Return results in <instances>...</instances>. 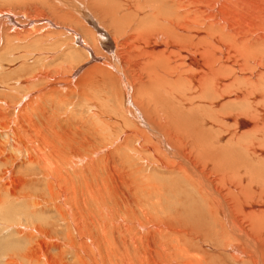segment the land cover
I'll list each match as a JSON object with an SVG mask.
<instances>
[{
  "label": "bare ground",
  "instance_id": "6f19581e",
  "mask_svg": "<svg viewBox=\"0 0 264 264\" xmlns=\"http://www.w3.org/2000/svg\"><path fill=\"white\" fill-rule=\"evenodd\" d=\"M58 1L62 5H67L69 6V8L70 7L73 8L75 12L76 11L81 12L82 13L81 15L85 17V23L83 22L84 28L81 27V29L80 28L78 29L79 32L83 33L82 36L80 35L83 39L80 36H74V37L72 36L74 43L79 47L83 46V48L86 50L87 48L88 49L90 48L88 44L92 43V45L94 44L93 46H95L94 48H96L99 42L101 47L106 51L105 57L99 58V60L103 61V64L107 67V69L112 68L111 72L109 70V73L115 72L117 78L119 76V80H120L119 83L121 84V88L124 93V99L126 97L127 98L130 97L131 96L130 92L132 87L130 89L131 85L129 86L127 84L128 82L125 81V77L126 76L128 77V71L132 72L134 70L135 64L131 63L130 60L131 58H126V56H123V50L120 51L121 44L116 42L117 41L116 37L114 36L112 37L108 30L107 32L106 30L102 29L100 24L99 25L96 24L97 22L92 18V14L90 13L91 10H89L90 12L88 11V6L87 4H85L87 2H84L85 0L84 1L58 0ZM121 1L124 3L121 4V6L122 7L125 6L127 10L133 11V14L135 15V16L131 15L133 18L131 22V26H127L125 24L120 25V23L123 21L118 20L116 16L113 14L111 15L113 22L110 23H112L113 26L117 27V28L114 27L115 29H118L119 31L122 29L123 32L121 35H118V37L121 36L122 37L121 39L124 40L127 39V41L129 39H132L130 43L131 47L130 50L128 51L129 52L136 51L139 53L141 59H139L140 62L136 64L137 67L141 65L142 66L149 65L151 67V71H154L157 67L159 73H162L163 75L169 77L175 75L177 77L185 76V82L187 84V87L185 89L182 90L177 89L176 91H171V93L167 91V95L169 93L174 96L173 99L177 98L176 104L178 105H175L173 108L171 107L172 108V109L170 108L171 112L169 111L166 112L170 115V118L172 119V124L174 123V125L172 126L181 127L180 129H182L185 132L187 138L188 137L191 138V140L190 139L189 140L192 142L194 149L195 147L199 148V154L203 156L202 158H205L207 156V158L209 159L208 161H205L206 163L207 162L208 163L207 165L204 166L201 165L200 163H199L200 165H197L196 161L195 162L193 161L194 162L193 164V162H191L192 161L191 157H190L191 161L188 160L189 155L188 157H186L183 151V147L187 148L186 143H184L185 139L184 138L181 139V137H179V135L176 132H173L170 127L169 128L160 127V126L162 127L168 126L164 124L167 122L166 120L167 116L165 113L160 111V113L156 115L157 119L159 120L158 124L160 125V126H156L154 122H151L152 119H150L147 116V112H144V110L143 112H140L142 110L140 111L137 110L142 116V118L140 117V120L138 119L141 125V126L139 125V128L140 127L141 128L139 131H135L139 136V138H143L147 135L149 138H151L152 141L158 142V148L165 151V153L167 152L166 155L168 159L169 158H171V160L173 159L172 164L170 163V161L169 163H165L160 158L159 161L156 160V163L160 164V167L164 168L165 170L170 169L172 166L187 171L185 166L189 167L192 170L194 174L193 178L195 177L196 183L198 184L197 186L199 187V190H197L198 192L196 193L199 194L201 197H203V199H205L206 201L200 199L199 197L198 199L195 200L194 194H190V199L181 198V197L174 198L173 202H168L166 204L167 208L175 209L173 213V215L175 216L172 217L169 216L170 218H168L166 215L164 216V218H162V216L161 218L154 217L152 216V213H150L151 217L147 216V218H145L146 212L144 211L145 214H143V216L145 217L142 220L134 216L136 210H131L125 213L120 212V213H116L115 215H112L114 214L112 213L111 215H109V217L108 214L104 213L106 214V217H108L109 220L111 221V224L114 225L113 230H116L120 235L117 237L114 234L117 237L116 239V237L114 236L116 239L115 240L116 246L119 248V250L120 248L124 249L123 251L125 252V253L117 252L116 246L112 243L114 245L113 246L114 252L112 254H114V257H119L121 259L119 264H129L128 262L133 263V261H131V259H133L131 257L132 253L130 252L133 249L137 251V254L133 253V255L136 256L142 254V256L140 255V259L138 258V256L135 257V259L139 260L140 263L142 264H220L217 261L218 259L213 257V253H212L213 251L211 252V254H209L211 250H215L216 251L215 254L220 253L226 255L223 257H227L228 254L229 260H231V262L234 264H264V240H260V234L261 235L264 234V0H154V1L121 0ZM96 2L97 1H95V3ZM106 2H104V4ZM106 6L107 5H105V7ZM95 7H97V5ZM53 8L56 9L55 6ZM6 9H5V13L6 15H9L8 12L11 9H7V10ZM30 9L22 10V12L20 13L22 15H28L27 21L24 24L26 26L31 25L33 22H36L35 20H33V16L39 15V17H43L44 15L42 16V13H45V12L42 13L40 12L37 15H33ZM104 10H106V8H104ZM37 11L39 12V10ZM1 12L2 11H0V13ZM148 12H150V15L149 14L143 15V13H148ZM65 13H63V15L67 14L68 16V13L66 14ZM60 17H62V15H60ZM69 17H71V22H77V18L70 16V14ZM64 19L66 20V18ZM74 19L76 20L74 21ZM39 20H40L39 23L44 22L45 25H48L50 27L52 26L60 27L57 22L56 23L52 22L47 17L40 18ZM129 24L130 23H128V25ZM13 25H14L13 26L14 29L15 27L19 26L18 24L16 25L15 22H13ZM86 25H88L92 29L89 30L86 29L87 28ZM64 26L67 31L72 30L71 26H66V25ZM24 30L22 29L21 31L24 32ZM40 31L42 30H39L38 33H40ZM29 32L30 31H28V33ZM5 38H8V36ZM5 41L8 42L7 40ZM94 48L92 50H94ZM129 52H126V54H128ZM79 55L81 56V54ZM132 55L134 54L132 53ZM88 56L89 55H87V57ZM109 57L110 60L108 59ZM114 58H118L119 61L117 63L112 62L115 60ZM126 62H128L129 64L128 67L125 65ZM30 68L31 67H29V69ZM135 70L137 69L135 68ZM90 71L92 72V70ZM78 72L79 69H76V67L74 69L71 66H69V69L66 71V74L57 73V77L55 78L52 77L53 79H57L56 82L55 83L53 81L52 82L56 84L58 88L60 87V89L62 88L65 89L67 88L66 87L67 81L61 80L60 77L66 78L65 76H69L68 78L72 80L74 79L75 75ZM227 73L231 76L226 75ZM232 73L237 75L243 74L244 75L243 79L245 80V82L248 84V86L251 89L255 91H251L249 94H245L244 92L237 91L236 88H233L234 80L233 78H231L233 77ZM47 74L40 72L38 75L35 76L32 75V77L34 76L33 78L34 80L35 79L38 80L41 78H44V80H46ZM126 80L129 81L128 79ZM175 84L173 86L178 85ZM169 88L171 90V88L173 87H169ZM41 90L44 91L43 89ZM29 94L30 92L28 93V95ZM167 95L166 97H168L167 99H169L170 97ZM34 96L32 95V97ZM121 99L119 101H121ZM259 103H261L262 106H260ZM130 104L133 107V109L136 110L135 104L129 102L128 105ZM195 104H198L199 106L195 107L196 106ZM218 105H221L220 107H222L223 112L220 113L219 109L217 108ZM95 106L97 105L95 104ZM124 106H126V104H124ZM178 106L184 110H181ZM189 107L194 108L192 109L191 114L188 113L190 112V110L186 109ZM238 108H242L244 110L251 108L252 111L249 112V110H247L246 113L242 114L238 111ZM154 109L155 111H157L156 108ZM93 111L95 110L93 109ZM145 115L147 116L146 118L149 121V123L147 121L146 122L144 121ZM136 117L138 116H135V118ZM97 118L99 119L100 117H95L96 122H99ZM203 125H210L211 127L216 128L217 131L216 130L215 131L217 133L214 132L213 135L211 130L209 129L208 130L206 129V131L202 130ZM135 128L139 129L137 126ZM159 128L162 131V133L161 131L159 132ZM4 130H6V128ZM118 136L119 137H117L116 139L120 138V134ZM164 136L168 137L171 140L181 142L182 146L179 145L178 147L168 144L163 138ZM225 138H228V141L225 144L219 146L216 145L213 146L214 144L219 143L222 140L225 142L224 140ZM62 141L64 142V140ZM114 141L115 140H113V142ZM137 142H138L137 144L139 145L147 146L146 148L150 146V145L148 146L147 144H140V141ZM50 143L51 144L49 145V151L52 152L56 150L58 151V153H60L59 152L60 150L61 151L60 155H62L63 152H67L68 154H67V158L64 159L65 160L63 161L64 165L60 167V170L57 169L56 171L51 172V174L50 173L47 174L45 178L47 177L51 179L52 183L53 181L56 180L65 181L66 183H68L72 178L69 181L67 180L69 179L68 178L69 176L68 177L66 176V174L68 175V173L65 174L64 168L66 167L65 166L66 163H68L69 161L70 163L68 164V166L70 167L69 169H71L72 171L75 170L74 168H77L81 165L82 162L80 163V165L77 162H80V159H82V157L80 158L76 157V156H81L79 154V149L70 147L68 148L69 151H64L62 149V146L57 145L54 141ZM30 148L32 147L30 146ZM30 148L28 147V149L27 148L25 149L27 155L26 157H28L29 161L32 162L35 161L38 163L39 160H42L46 162L47 156L44 155L43 152H41L42 149L41 147L37 146V148L34 149L33 153H31L32 150L29 151ZM103 148L101 149V151L103 150ZM178 148H180L181 151H179ZM151 150L153 151V149ZM91 152H92L91 155L93 156L94 154L99 153L100 150L98 151L95 149L92 150ZM85 154L86 153L83 154V158L89 159L90 158L89 156L91 155L88 154L86 156ZM69 155L75 157L73 158L70 157ZM34 156L37 157V159L35 157L36 160H33ZM154 156L156 157L157 155L154 154ZM168 159L166 158L167 161ZM193 159H196L195 155ZM74 160H76L77 162ZM89 160L92 161V157ZM199 161L200 160H198L197 162ZM46 163L49 164V161ZM83 163L86 164L87 162L86 163L83 162ZM114 167L116 169V166ZM54 168L56 169L57 167L54 166ZM53 170L54 169H52L51 171ZM188 171L190 170L188 169ZM13 172H14L13 168L12 169L9 168V170H4L0 173V189L4 188L2 180L7 179L9 177V174ZM62 174L65 176V178H67L66 179L67 181L63 179ZM28 183L29 182H27L26 180L19 179V181H17V186L18 187L21 186L22 188ZM51 188L52 187L48 185L49 190H47V192L52 194L53 191H51ZM65 189L67 188L65 187ZM166 189H168V187ZM169 189L170 190L175 189L177 193L180 195L187 194L183 190L182 184L180 185L178 181L177 184L171 185V188ZM13 191H11L9 195H6L5 191L2 190L0 191V196L3 193V195H5V198L7 197L16 198L17 195L15 196L14 195L15 192ZM57 193L58 194L55 196H58L57 199L58 198L60 199L58 201L64 202V204L62 202V205H64L63 207L67 212V213L65 212L66 215L64 216V218L67 221V224L68 223L70 224V227L72 228L73 232H75L73 234L76 235L75 237H77L78 240L83 239V236H80L77 233V229L75 227V223L78 224L80 222V219L75 218V216L77 215L75 214V209L72 206L71 197L69 198L70 195L68 194V196L66 197L65 193L61 190H58ZM96 196H98V194ZM124 196L126 197V194H124ZM226 196H228L229 198H225ZM53 199L51 200L53 201ZM65 202L67 203L70 202V203L65 204ZM38 203L35 202L28 203L27 205H25L26 210L23 211V215H21L17 219L16 218L10 219L8 215L11 213H15L17 209L16 207L11 206L6 210H4L5 208L4 202L0 198V214L3 217V220H0V225L6 226L7 228H13L14 223L18 222L17 224H21L18 225L19 229L15 233L22 236L23 243L25 244L27 243V241L29 243L33 242L31 240H34L35 238L38 237L39 238L44 237L48 241L54 240L58 236L55 237V235H53L52 233L53 238L54 237L55 238L54 239L50 238L49 235L50 231L48 230L50 227L45 230L44 229L45 227L38 224V221L36 220L37 216L35 217V212H36L35 208L37 207ZM60 208H62V206ZM101 208L105 210L102 202L98 205L97 208L99 209L98 211L100 210L102 211ZM154 209L153 212H156L154 211ZM145 210L147 209L145 208ZM79 211L81 212L80 209ZM87 211H89V209ZM148 211L149 210H147V212ZM88 214H90V211ZM147 214L149 215V212ZM84 215L86 214H83L81 216L86 217ZM87 216L90 218V215ZM101 217L103 218V215ZM39 219L42 223L44 220L46 222V219L43 220L41 218ZM77 219L79 220V222H77L78 221ZM103 221L104 220H102L101 222L103 223ZM23 222L25 223L23 224ZM92 222H95V220ZM96 222H100V221H96ZM101 224L100 227L102 226ZM81 225H83V227H81L82 229H79L81 230V232L84 231L83 230L84 228L88 230L89 227H87V224L85 227L84 224L81 223L80 226ZM15 226L17 227V225ZM97 226L99 227V225ZM104 226L107 225H103L102 227ZM53 227L55 228V231H57L56 230L57 227L55 226ZM53 227L51 230H54ZM20 228L24 230L25 235H23V233L20 231L21 230ZM94 230H96L97 232V229ZM55 231L54 233H56ZM89 232L91 233L92 236L93 232L91 231ZM96 232L94 231L95 234H97ZM56 234L58 235V233ZM48 235L50 239L48 238ZM67 235L69 237L72 236L71 234L68 233ZM68 236L65 235V239ZM184 237L187 238V240ZM84 238L88 240L91 247L89 245L82 243V241L81 243H77V247L81 248L82 251H84L83 253L85 254L88 253V251H90V248L93 249L95 253L100 254V250H101L99 249L100 245L97 242H96L97 244L93 242L92 238L89 237H84ZM41 240H42L41 238L38 240L39 242L34 240L36 241L35 245L36 243H40L39 246L36 245L37 246L35 247L36 251L31 250L29 248L28 250H26L25 253L18 255V257L21 258L20 260H23V262L20 264H59L58 261L60 259V255L53 254L50 252V250H52L57 245L49 243V245L51 244V247H49L46 245L47 244L46 242ZM195 240H197L198 243L200 242L201 246H203L204 248L211 249L210 251L206 250L208 251L207 252L208 254H206V251L203 252L204 253L203 255L198 254V252L196 253L197 249L196 246H194L196 245ZM67 242H70L69 244L71 245V241H67ZM176 242L178 243L180 242V244L177 243L178 244L177 245ZM68 247L70 248L71 246ZM201 250L202 249L200 248V251ZM191 251H193L194 253L191 254L190 253ZM13 256H15V254ZM97 257L98 256H96L95 258ZM74 258L77 257L76 256L72 257L71 261H75L73 260ZM95 258L93 257L92 259L95 260ZM98 258L97 260H99ZM141 258L144 259L143 262H141L142 261ZM221 259H222L221 260L222 263L224 262L226 264L225 259L223 258ZM82 261L83 260L81 261L79 260V263L78 261L75 262L78 264H85L84 263L85 261L84 262ZM8 264H12V262ZM62 264L65 263L62 262Z\"/></svg>",
  "mask_w": 264,
  "mask_h": 264
},
{
  "label": "rangeland",
  "instance_id": "374dc122",
  "mask_svg": "<svg viewBox=\"0 0 264 264\" xmlns=\"http://www.w3.org/2000/svg\"><path fill=\"white\" fill-rule=\"evenodd\" d=\"M95 1H97L98 4L97 2L95 3ZM84 2H87L85 4H87L88 6V11L91 10V12L90 11L89 12L92 14V18L97 22L96 24L98 25L100 24L102 29L106 31L108 30L112 37L113 36L116 37L117 39L116 42L121 44L120 51L123 50V56H126V58H131L130 59L131 63L135 64L134 70L135 68L137 70L135 71L133 70L132 72L128 71V77L127 76L125 77V81L128 82L127 84L129 86L131 85L130 89L132 87L130 92L131 96L128 98L126 97L124 99V93L121 88V84L119 83L120 81L119 76L117 78L115 72L114 73L112 72L113 74L109 73V70L111 72L112 68L107 69V67L103 64V61L99 60V58L105 57L106 51L101 47L98 41H97L98 47L96 46V48H94L95 47L93 46L94 44L92 45V43L89 42L91 43L88 44L90 48L89 49L87 48L86 50L83 48V46L79 47L74 43L72 38L74 36H80V35L82 36L83 34L78 30L79 28L81 29V27L84 28L83 24L85 23V17L81 15L82 14L81 12H77V11L75 12L73 8L71 7L69 8V6L67 5L60 4L58 0H45V1L44 0H0V11H2L0 13V32H1L0 33L1 34L0 35V66H1L0 67V173L4 170H9V168L11 169L13 168L14 171L13 173L9 174V177L7 179L2 180L4 188L0 189V191L4 190L6 195H9L10 192L14 190L13 191L15 192L14 195L18 196V198L17 196L16 198H11V197L5 198V195H3L2 193L0 198L4 202V207H5L4 210H6L11 206L16 207L17 209L15 213H11L8 215L10 219L13 218L17 219L18 217L23 215V211L26 210L25 205H27L28 203L39 202L37 207L35 208L36 210L35 217L37 216L36 220L38 221V224L45 227L44 228L45 230L50 227L48 229L50 231V234L49 233L48 234L50 235L51 239L53 238L52 233L53 235H55V237L58 236L56 238L54 237L55 239L53 238L54 240L52 241L51 240L48 241L44 237H40V238L42 239L41 241L46 242L47 243L46 245L49 247H51V244L57 245L54 248L52 247L53 249L50 250V252L53 254L60 255V259L58 261L59 264H62V262L65 264H78L79 260L80 261L83 260L82 262L85 261L84 262L85 264L86 263L92 264L94 261L95 262L93 264H117V263L119 264L121 259L119 257H114V254L112 253L114 252L113 246L114 245L116 246L115 240L120 235L116 230H113L114 225L111 224V221L108 218L109 215H111L112 213H114L112 215H115L116 213H120V212L125 213L131 210H136L134 216L142 220L144 219L145 216H146L145 218H147V216L151 217L150 213H152V216L154 217L161 218L162 216V218H164V216L166 215L168 218H170L169 216L171 217L175 216L173 215L175 209L167 208L166 204L168 202H173L174 198L181 197V198L190 199V194H194L195 200L198 199V197L200 199H203V197H201L199 194L196 193L198 192L197 190H199V187L197 186L198 184L196 183V179L195 177L193 178L194 174L189 167L185 166L187 171L172 166L170 169L165 170L164 168L160 167V164L156 163V160L159 161L160 158L165 163H169L170 161V163L172 164L173 159L172 160L171 158L168 159L166 155L167 152L165 153V151L158 148V142L152 141L151 138H149L147 135L143 138H139V136L135 131H139L141 128V127L139 128L140 123L138 119L140 120V117L142 118V116L138 111L142 110L140 112H143L144 110V112H147V116L150 119H152L151 122H154L156 126H160L158 124L159 120L157 119L156 115H158L160 111L165 113L167 116L166 119L167 122L164 124L168 126L167 127L160 126V127L161 128L170 127L173 132H176L179 135V137H181V139L183 138L185 139L184 143H186L187 148L183 147V151L186 157H188L189 155L188 157L189 159L187 158L189 161H191L190 160L191 157L192 159L191 162L196 161L197 165L201 164L204 166L207 165L208 162L206 163L205 161H208L209 158H207V156L205 158H202L203 156L199 154V148L195 147L194 149V146L190 141L191 138L190 137L187 138L185 132L182 129H180L181 127L172 126L174 125V123L172 124V119L170 118V115L166 112V111L171 112L170 110L175 105H178L176 104L177 98L173 99L174 96L169 93H171V91H176L177 89L182 90L187 87V84L185 82V76L177 77L175 75L169 77L163 75L162 73H159L157 67L154 71H151V67L149 65H145V66L141 65L137 67L136 64L140 62L139 59H141L139 53L136 51H131V52L128 51L130 50L131 47L130 43L132 39H129L127 41V39L125 40L121 39L122 38L121 36L118 37V35L122 34L123 32L122 29L119 31L118 29H115L117 28L116 26H113V24L110 23L113 22L111 17V15L113 14L116 16L118 20L123 21L120 23V25L125 24L127 26H131V22L133 19L132 16L134 15L133 11L127 10L125 6L122 7L121 4L124 3L121 0H113V1L94 0V2L93 0H89V1L85 0ZM104 2L106 3L104 4ZM93 3H95L97 7H95L96 5ZM105 5H107L108 8L107 6L105 7ZM54 6L56 7V9L53 8ZM6 8L12 10L8 12L9 15H6L5 13ZM104 8H106V10H104ZM26 9H30L33 15H37L40 12L41 13L45 12V13H42V16L44 15L43 17H39V15L33 16V20H35L36 22H33L31 25L26 26L24 24L27 21L28 15L20 14L22 10H26ZM37 10H39V12ZM62 12L68 13V16L66 13H65L66 15H63ZM69 14L70 16L77 18V22H71V17H69ZM144 14L150 15V12L143 13V15ZM60 15H62V17H60ZM45 17L49 18L52 22L55 23L57 22L60 27L57 26L50 27L48 25H45L44 22L39 23L40 22L39 19ZM64 18H66V20L68 18V20L66 21ZM36 19L39 21H37ZM75 20L76 19H74V21ZM13 22H15L16 25L17 24L19 25L18 27H15L16 30L13 28L14 26ZM128 23L130 24L128 25ZM64 25L71 26L72 32L70 30L67 31ZM86 27L85 28L88 30L92 29L88 25H86ZM22 29L23 30L25 29L24 32L21 31ZM39 30H42L40 31L41 34L38 33ZM28 31L30 32L28 33ZM78 32L81 34H79ZM7 36L8 38H5ZM37 37L39 40L37 39ZM23 38L26 39L24 40ZM5 40H7L8 42H6ZM92 47L94 48V50H92L93 49ZM126 52L129 53L126 54ZM132 53L134 55H132ZM79 54H81V56ZM87 55L89 56L87 57ZM108 59L110 60V57ZM114 59L115 60L112 61L114 63H117L119 61L118 58H114ZM125 65L128 67L129 65L128 62H126ZM69 66H71L74 69L76 67V69H79V72L75 75L74 79L72 80L68 78L69 76H65L66 78L60 77L61 80L67 81V83L65 82L67 88L60 89V87L58 88L56 84H54L57 79H53V78L57 77V73L66 74V71L69 69ZM29 67L31 68L29 69ZM90 70H92L94 75ZM40 72L41 73L43 72L45 74L48 73L46 80H44V78L38 80L33 79L34 76L38 75ZM87 73L90 75H88ZM32 75L34 76L32 77ZM226 75L231 76L228 73ZM232 75L233 77L231 78H233L234 80L233 88H236L237 91H242L245 94H249L251 91H255L251 89L248 86V84L245 82V80L243 79L244 77L243 74L237 75L232 73ZM126 79H128L132 83L127 81ZM148 81L150 84L148 83ZM171 83L174 84L176 83L178 85L175 84L177 86L176 87L173 86L174 84ZM169 87H173V88H171L170 90ZM41 89H43L44 91H42ZM167 91H169L168 95H167ZM29 92L30 94L28 95ZM165 94L169 96L171 99L170 98L167 99L168 97H166ZM32 95L35 96L32 97ZM120 99L121 101H119ZM128 99L130 103L135 104L136 110L133 109L131 104L128 105L129 104ZM95 104L97 106H95ZM124 104H126V106H124ZM259 104L260 106H262L261 103ZM195 105H194L195 107L199 106L198 104ZM220 106L221 105H218L217 108L221 113L223 112V110L222 107ZM154 108H156L157 111H155ZM93 109L95 111H93ZM186 109L190 110V112L188 113L191 114V111L194 108L189 107ZM247 110H249V112L252 111L251 108H248ZM247 110L238 108V111L242 114L246 113ZM135 116L138 117L135 118ZM147 116L145 115L144 121L145 122L147 121L149 123V121L146 118ZM95 117H100L99 119L97 118L100 123L96 122ZM136 119L138 122L136 121ZM4 125L7 127H5ZM134 126L135 127L137 126L139 129L135 128ZM203 126H202V130L206 131V129L207 130L209 129L211 130L213 135L214 132L217 133L216 128H213L210 125H203ZM5 128L6 130H4ZM160 131L161 130L159 128V132ZM119 134H120V138L116 139L117 137H119L118 136ZM163 138L170 145L178 146V147L179 145L182 146L181 142L171 140L166 136H164ZM62 140H64V142ZM113 140L115 141L113 142ZM224 140L225 142L222 140L221 142L216 143L213 146L215 145L219 146L225 144L228 141V138H225ZM52 141H54L57 145L62 146V149L64 151H69L68 148L70 147L79 149V154L81 156H76V157L77 158L82 157V159H80V162H77L76 160L74 161L79 163V165L82 162L81 165L77 168H74L75 170L73 169L74 171H72L71 169H69L70 167L68 166V164L70 163L69 161L68 163H66L65 165L66 167L64 168L65 174L68 173V175L66 174V176L67 177L69 176L68 177L69 179L65 178L64 173H63L64 175L62 174L63 179L65 180L67 179L69 181L72 178L68 183H66L65 181H58V180L53 181L52 183L51 179L47 177L45 178L47 174L49 173L51 174V172H54L57 169L60 170V167L64 165L63 161H65L64 159L67 158V154H68L67 152H63L62 155H60L61 151L59 149L58 150L60 153H58V151L56 150L52 152L49 151V145L51 144L50 142ZM137 141H140V144H147L148 146L152 145L151 147L150 146L149 147L153 149V151L149 147L146 148L147 146L137 144L138 143ZM30 146L32 148H30ZM37 146L42 148L41 152H43L44 155L47 156L46 162L49 161V164H47L42 160H39L38 163L35 161L32 162L29 161L28 157H26L27 155L25 149L26 148L28 149L29 147L30 148L29 151L32 150L31 153H33L34 149H36ZM94 148L98 151L100 150V152L94 154L93 157L91 155L92 153L91 151L95 150ZM102 148L103 150L101 151ZM180 148H178L179 151H181ZM84 153H86L85 154L86 156L90 154L91 156H89L90 157L89 159H91L92 157V161H90L87 158L84 159L83 158ZM154 154L157 156L155 157ZM194 155L196 159H193ZM69 156L73 158L75 157L72 155ZM35 157L36 156H34L33 160L37 159V157L36 159ZM166 158L168 159V161L166 160ZM198 160L200 161L197 162ZM83 162L85 163L87 162V163L84 164ZM54 166L57 168L55 169ZM114 166H116V169ZM52 169L54 170L51 171ZM188 169L190 171H188ZM189 172L191 173V176ZM82 177L84 180L82 179ZM19 179L26 180L29 183L25 185L26 187L25 186H23L22 188L21 186L18 187L17 181H19ZM177 181L180 185L182 184L183 190L187 194L180 195L177 193L175 189H171V190L169 189L171 188V185L177 184ZM48 185L52 187L51 191H53L52 194L54 196L51 193L47 192V190H49ZM154 186H156L158 189ZM41 187H43L44 190ZM65 187L67 189H65ZM167 187L168 189H166ZM58 190L63 191L66 197L68 196V194L70 195L69 198L71 197V201H72L71 203L75 209V214L77 215L75 216V218L80 219V222L78 219H77L78 221L76 220L79 223L78 224L75 223V227L77 229V233L80 236H83V239L81 240H78L77 237H75L76 235L73 234L75 232H73L72 228L70 227V224L69 223L67 224V221L64 218V216L66 215L65 214L66 210L63 207L64 205H62L63 201L62 202L58 201L60 199L59 198L57 199L58 196H55L58 194L57 193ZM97 194L99 198L98 196H96ZM124 194H126V197L124 196ZM228 196H226L225 198H229ZM51 199H53V201ZM101 202L104 205L105 210L101 208L102 211L101 210L98 211L99 209L97 208ZM66 203L67 202H65V204ZM59 206L60 207L62 206L63 210ZM145 208L149 210L148 211L149 215L147 214L148 212L147 210H145ZM79 209L81 210L82 213L79 211ZM86 209L87 210L89 209L90 214H88L89 211H87ZM153 209L156 212H153ZM144 211L146 212V214ZM104 213L108 214V217H106V214ZM83 214H86L84 215L86 217L81 216ZM101 214L103 215L104 219L101 217L102 216ZM143 214H145V216H143ZM87 215H90V218ZM91 216L93 217V219ZM38 217L41 218L42 220L46 219L47 223L44 220L43 221L44 224H43ZM0 220H3L1 214H0ZM94 220L95 222H92ZM102 220H104L103 223L101 222ZM96 221H100L102 224ZM17 223H14L13 228H7L6 226L0 225V264H6L7 262L8 263L12 262V264H20L23 262V260H20L21 258H19L18 255L25 253L26 250H28L29 248L31 250L36 251L35 247L39 246L40 244V243H36L37 246L35 245V242L40 239L39 237L34 239L36 241L31 240L33 242L29 243L27 241L26 244L23 243L22 236L15 233L19 229L18 225H21ZM24 223L25 222H23V224ZM81 223L84 224V227L87 224V227H89L88 230L84 228L83 229L84 231L81 232V230H79L82 229L81 227H83V225L80 226ZM96 223L97 225H99V227L96 225ZM100 224L102 226L103 225H107V226L100 227ZM15 225H17V227ZM53 226L57 227L56 229L57 231H55V228ZM52 227L54 230H51ZM20 229L23 235H25L24 230L22 228ZM70 229L72 230V232ZM94 229H97V232ZM54 231L58 233V235L54 233ZM89 231L93 232L92 236ZM94 231L97 234L100 232L98 236L97 234L94 233ZM67 233L71 234L72 236L69 237ZM65 235L68 236L69 238L66 237L65 239ZM114 236L116 237V239ZM84 237L92 238L93 242L95 243L97 242L100 245L99 247V249H101L100 254L95 253V251L91 248L90 251H88L89 254L88 253L85 254L83 253L84 251H82L81 248L77 247V243H81V241L82 243L90 246V243ZM185 239L187 240V238ZM260 240H264V234L262 235L260 234ZM67 241H71V245L69 244L70 242ZM195 241H196L195 242L196 245L194 246H196L197 249L196 253L198 252V254L203 255L204 254L203 252H205L206 250L208 251L211 250L201 246V243L200 242L198 243L197 240ZM49 243L51 244L49 245ZM177 243L178 242H176V244ZM178 244H180V242ZM68 246H71L70 247L71 249ZM116 248H117L116 250L117 252L125 253L123 251L124 249L120 248L119 250L117 246ZM200 248L204 251L202 250L200 251ZM208 251H206V254H208L207 253ZM130 252L132 253V256L131 255L130 256L133 258L131 259L133 263L132 262H128V263L142 264L140 263L139 260L135 259L136 256H138V258L140 259V255L142 256V254L136 256L133 255V253L137 254V251L134 249L131 250ZM211 252L213 253V257L218 259L217 260L218 263L223 264L224 262L222 263L221 261L222 260L221 258H223L225 259L226 264H234L231 262V260H229L227 253H226L227 257H223L226 255L220 253L215 254L216 252L215 250H211L209 254H211ZM9 253L11 257L9 256ZM190 253L193 254L194 252L191 251ZM14 254L15 256H13ZM75 256L77 258H74L73 260L78 261V263H76L75 261H71L72 257ZM96 256L99 257V258L97 257L99 260L95 258ZM93 257L95 258V260L92 259ZM116 259L118 260V262ZM141 260H142L141 262H143L144 259L141 258Z\"/></svg>",
  "mask_w": 264,
  "mask_h": 264
}]
</instances>
